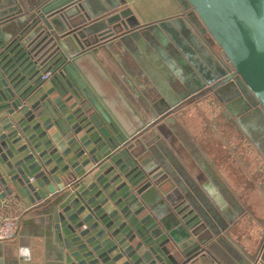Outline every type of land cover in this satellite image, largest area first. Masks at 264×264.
Here are the masks:
<instances>
[{
    "label": "water",
    "instance_id": "1",
    "mask_svg": "<svg viewBox=\"0 0 264 264\" xmlns=\"http://www.w3.org/2000/svg\"><path fill=\"white\" fill-rule=\"evenodd\" d=\"M176 2L0 0V264H264V0Z\"/></svg>",
    "mask_w": 264,
    "mask_h": 264
},
{
    "label": "crops",
    "instance_id": "2",
    "mask_svg": "<svg viewBox=\"0 0 264 264\" xmlns=\"http://www.w3.org/2000/svg\"><path fill=\"white\" fill-rule=\"evenodd\" d=\"M126 1L128 6L132 9L134 15L137 17L139 22H141V24L151 23L158 20L170 18L180 14L181 12L176 0H126ZM143 54L146 58V61L152 65V61L150 60L148 55L146 53ZM134 62L136 66L141 65L140 60L137 58H134ZM148 80L152 81V77L148 76ZM105 93L110 99L114 101H116L119 97L118 92L110 84L108 88H105ZM122 105H124L122 101L120 103L119 101L116 102L115 104L116 110L120 112L122 116L128 117V114L124 110ZM188 122L192 124L191 118H188ZM231 143L233 144V142L230 141V144ZM238 144L241 145L242 142H239ZM238 150L239 149H237V151ZM237 151L233 153V157H232L233 159H238L239 153ZM248 161H251L250 156L243 155V162L247 164ZM228 164L229 163H227V165L225 164V166L227 167ZM241 166L243 173L251 181L252 175L247 170V166L245 164H241ZM235 177H237L243 182L242 180L243 176L241 173ZM25 209H22L21 207H15L13 204L7 207L2 205L1 207V201H0V223L2 220L8 217L16 218L18 221L20 215ZM37 227L38 226L36 224H33L32 222L27 224L25 228L27 234L24 237L27 238L28 244L27 246H22V247L18 246L19 258L23 256L27 257L26 261H28V264H57L54 254L51 253V251L49 252V249L47 248L44 239L34 235L35 233L37 234L36 232ZM251 233H252V229L250 228L249 230L244 231L242 234L243 236L242 240L246 241V239H248V237L251 236ZM195 264H202V263L196 262ZM206 264H211V263H206Z\"/></svg>",
    "mask_w": 264,
    "mask_h": 264
},
{
    "label": "built area",
    "instance_id": "3",
    "mask_svg": "<svg viewBox=\"0 0 264 264\" xmlns=\"http://www.w3.org/2000/svg\"><path fill=\"white\" fill-rule=\"evenodd\" d=\"M48 78V75L43 77ZM17 219L8 217L1 221L0 223V243L5 241H10L17 233Z\"/></svg>",
    "mask_w": 264,
    "mask_h": 264
},
{
    "label": "flooded vegetation",
    "instance_id": "4",
    "mask_svg": "<svg viewBox=\"0 0 264 264\" xmlns=\"http://www.w3.org/2000/svg\"><path fill=\"white\" fill-rule=\"evenodd\" d=\"M213 49H214V51L217 53V54H221V51H220V49L218 48V46H216V45H214L213 46ZM230 73H233V70L232 71H230ZM235 76V75H234ZM225 109H222L221 107L219 108V106H216V105H213V106H211V107H209V114H211L213 117H217V115H222V113H223V111H224ZM264 175V173H262V175L261 176H263Z\"/></svg>",
    "mask_w": 264,
    "mask_h": 264
}]
</instances>
